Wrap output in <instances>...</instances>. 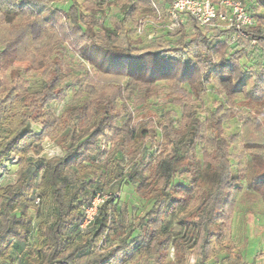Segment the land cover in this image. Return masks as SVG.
Segmentation results:
<instances>
[{"label": "trees", "instance_id": "obj_1", "mask_svg": "<svg viewBox=\"0 0 264 264\" xmlns=\"http://www.w3.org/2000/svg\"><path fill=\"white\" fill-rule=\"evenodd\" d=\"M241 1L256 24L247 28L248 40L234 44L231 30L192 18L165 35L135 36L143 17H155L149 0L15 3L20 10L29 7V36L51 27L56 45L40 89L29 84L0 90L2 261L27 248L23 264H174L175 245L182 259L193 254L200 264H215L228 250L244 183V191L255 192L264 204V0ZM112 6L123 17L108 24ZM34 14L38 20L31 21ZM76 36L83 41L78 58L66 43ZM190 50L196 51L195 63L170 56ZM89 66L119 77L125 91L106 95L92 82ZM168 82L170 92L164 93ZM207 85L215 96L204 116ZM72 86L75 102L58 116L50 103L64 100ZM238 103L262 117L255 127L243 125L242 138L258 150L249 154L248 172L235 167L238 135L228 133ZM131 107L160 110L164 140L147 161L137 143L146 131L156 136L155 128L135 123ZM46 140L60 142L64 153L25 165L28 156L42 153ZM123 184L149 204L131 226L119 210ZM98 194L106 197L82 228L85 208ZM135 229L140 233L133 236Z\"/></svg>", "mask_w": 264, "mask_h": 264}, {"label": "rangeland", "instance_id": "obj_2", "mask_svg": "<svg viewBox=\"0 0 264 264\" xmlns=\"http://www.w3.org/2000/svg\"><path fill=\"white\" fill-rule=\"evenodd\" d=\"M20 1L22 0H0V90H9L10 88L19 89L22 85L28 86L29 88V84L32 90L40 89L42 72L44 70L43 66H45L49 59L51 48L56 45V40L51 35V27L39 28L35 36H29V7L25 6L21 10L18 9L15 3ZM63 2L64 0H55V3L60 6ZM67 8L68 6L65 7V9ZM111 14V16H115L117 14L116 9H111ZM30 19L31 21L38 20L36 14L31 15ZM53 28L57 31L56 27ZM77 37L67 40L66 43L69 50L76 53V57L78 58L77 47L83 41L82 39H75ZM249 37L248 33L240 36L237 43L241 39L248 40ZM216 41L217 39L214 38L212 44ZM252 43L254 44L255 41H252ZM195 52V50H190L188 52L172 53L170 56L195 63ZM88 68L92 76V82L99 85L106 95L113 96L118 89H121L122 92L125 91V82H122L119 77L99 75L92 67L89 66ZM169 84L171 85L168 82L166 83V87H163L164 93L170 92V88L167 87ZM74 93L75 88L72 86L68 90L67 97L64 100L50 103V107L58 116L64 112L67 105L75 102L73 98ZM214 96L212 87L207 85L204 96L205 110L200 111L201 115L205 116V114H208L213 109L212 102ZM27 102L29 103V101ZM247 106L244 103H238L235 106L238 116L231 123L232 127L228 129V133H236L238 135L236 142L233 144V162L235 163V167L241 165L243 172H248L251 168L249 164L247 165L248 158H250L249 154L258 151L253 148H248L249 144L242 138L243 125L247 122L250 126L255 127L258 118H262L254 109ZM169 107L171 106L169 105ZM131 111L135 123L147 121L155 128L156 136H149V131H146L144 133L146 136H143L139 140V143H137L138 151L141 152V156L145 152L147 161L153 154L154 149L158 150V144L160 145L164 140L159 125L161 118L159 116L160 110L151 109L145 111L141 109L138 111L131 107ZM33 126L37 131L40 130V126L36 124ZM149 139L152 140L154 145H151L152 142L145 143ZM43 146L42 153L39 156L33 154L28 156L25 165H29L30 162L36 160L38 157L47 159L64 153L60 142L46 140ZM106 147L108 148L107 145ZM110 149H107V151L109 152ZM126 161H129L128 155L124 164H127ZM14 172L11 174L12 177L15 175ZM243 186L237 195L238 206L236 215L233 218V235L227 242L228 250L218 255L215 264H264V204L255 192L244 191L245 183ZM117 192L121 194L119 209L121 218L129 226H131V223H137L139 218L145 213L149 204L144 199L139 198L132 190V186L128 184H123ZM173 227L175 231L180 229L175 223ZM139 233V229H135L133 236ZM26 251H28L27 248L25 249ZM21 252H23L21 249H14L13 261H2L0 259V264H23V254L25 252ZM170 258L174 264H200L197 256L193 254H188L185 259H182L181 255L177 254V247L175 245L171 247Z\"/></svg>", "mask_w": 264, "mask_h": 264}, {"label": "built area", "instance_id": "obj_3", "mask_svg": "<svg viewBox=\"0 0 264 264\" xmlns=\"http://www.w3.org/2000/svg\"><path fill=\"white\" fill-rule=\"evenodd\" d=\"M107 1V0H102ZM155 19H146L138 28V33H145L148 23L152 26V31L147 32L151 38L159 32L167 34L185 23L186 18H192L201 26L231 30L233 36L230 43H237L240 36L247 34V28L256 24V20L250 14L241 0H172L171 7L166 16H163L157 6ZM106 196L98 194L85 208V216L82 228H86L95 219L100 204Z\"/></svg>", "mask_w": 264, "mask_h": 264}, {"label": "crops", "instance_id": "obj_4", "mask_svg": "<svg viewBox=\"0 0 264 264\" xmlns=\"http://www.w3.org/2000/svg\"><path fill=\"white\" fill-rule=\"evenodd\" d=\"M74 1H75V0H64V2L61 4V6H63V5H69L70 3L74 2ZM149 2H150V4H152V7H153V8H154V4H155L163 16H166L167 11H168V9L171 7V4H172L171 0H149ZM111 9H116L117 14H116L115 16H111V15H112V14H111V11L109 12V17L107 18V23H108V24H111L114 18L122 19V17H123V15L120 13V9H119L118 6H112ZM154 10H155V12H156V9H155V8H154ZM155 17H156V14H155ZM155 17H151V16L146 15V16L143 17L142 20L140 21L139 26L141 25L142 22H144V20H146V19H148V18H150V19H155ZM188 20H189L188 18L185 19V23H184V25L188 23ZM139 26H138L137 29L135 30V36H143V37L145 36V37L150 38V37L148 36V33H147V32H151V31H152V26H151V24H150V23L147 24V26H146V30H147V31H146L144 34H139V33H138V28H139ZM220 30H224V29H220ZM161 35H165V34H163L162 32H159V33H158L157 35H155V36H161ZM153 37H154V36H153ZM151 38H152V37H151Z\"/></svg>", "mask_w": 264, "mask_h": 264}]
</instances>
